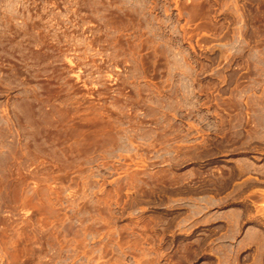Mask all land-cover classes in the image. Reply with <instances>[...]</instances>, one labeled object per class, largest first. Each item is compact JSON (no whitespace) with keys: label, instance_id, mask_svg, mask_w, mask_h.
I'll list each match as a JSON object with an SVG mask.
<instances>
[{"label":"rangeland","instance_id":"obj_1","mask_svg":"<svg viewBox=\"0 0 264 264\" xmlns=\"http://www.w3.org/2000/svg\"><path fill=\"white\" fill-rule=\"evenodd\" d=\"M0 264H264V0H0Z\"/></svg>","mask_w":264,"mask_h":264}]
</instances>
